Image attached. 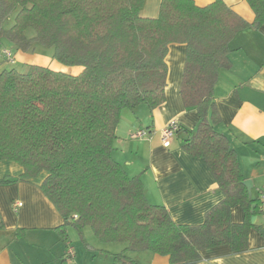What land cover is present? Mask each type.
<instances>
[{"label": "trees", "instance_id": "1", "mask_svg": "<svg viewBox=\"0 0 264 264\" xmlns=\"http://www.w3.org/2000/svg\"><path fill=\"white\" fill-rule=\"evenodd\" d=\"M144 2L0 0V44L22 52L51 48L62 65L82 67L78 74L41 64L0 68V162L23 168L0 185L46 172L40 188L63 217L56 228L61 238L69 241L67 227L74 226L84 246L95 251L84 234L88 226L101 242L126 243L113 254V264H141L127 251L168 256L169 264H200L201 250L220 245L244 252L259 198L243 183L231 141L215 128L221 116L214 89L220 69L231 67L235 35L264 26V0H247L252 23L223 0L206 6L161 0L153 18L141 16ZM10 16L14 21L6 26ZM172 43L186 45L180 93L183 105L199 116L183 148L204 158L224 194L196 226L179 224L167 207L149 203L140 178L130 177L112 156L122 111L140 104L152 110L165 102ZM236 205L245 210L242 223L231 220Z\"/></svg>", "mask_w": 264, "mask_h": 264}, {"label": "crops", "instance_id": "2", "mask_svg": "<svg viewBox=\"0 0 264 264\" xmlns=\"http://www.w3.org/2000/svg\"><path fill=\"white\" fill-rule=\"evenodd\" d=\"M193 1L206 6L215 0ZM223 1L246 21H254L255 13L247 0ZM160 3L161 0H145L141 16L157 17ZM8 20L6 26L11 25ZM229 46L231 67L220 69L214 89L221 116L215 128L231 141L245 180L253 181L252 196L258 197L264 189V26L240 30ZM7 49L12 53L10 58L5 54ZM185 57V44H170L165 59V102L152 110L140 104L133 110L122 111L112 156L130 177L140 178L149 203L167 207L179 224L196 226L204 223L206 213L224 199V194L204 158L191 155L182 145L188 131H195L199 122L196 109L186 108L181 98ZM33 58L14 51L6 42L0 44L1 69L20 60L73 74L82 70L80 66L67 67L58 61L33 62ZM174 120L181 129L171 145L165 147L162 130ZM140 130H146L148 135L135 136ZM22 173L18 163L0 162V179L19 177ZM46 176L42 172L32 179L0 185V212L5 225L0 229V264H113V254L125 250L126 243H104L84 231L96 250L83 245V251L77 248L72 226L67 227L69 241L61 238L56 228L63 224V217L40 188ZM16 202H22L18 209L14 208ZM245 216L242 206L231 209L232 222L242 223ZM256 216V226L249 230L248 250L233 253L229 245L206 248L200 251V264H264V233L259 229H264V219L260 212ZM127 254L140 260L148 257V264H169L168 256L147 250Z\"/></svg>", "mask_w": 264, "mask_h": 264}, {"label": "rangeland", "instance_id": "3", "mask_svg": "<svg viewBox=\"0 0 264 264\" xmlns=\"http://www.w3.org/2000/svg\"><path fill=\"white\" fill-rule=\"evenodd\" d=\"M8 19H9L7 21L8 24H12L13 21H14V17L13 16H10ZM51 50H52L51 48L39 47L34 52H29L28 51V52H25V53H27L29 56L30 55L31 56H34V58L32 59L33 62H35V61L37 62V60H39L40 62H42L44 64H50L51 62L57 61L56 59H54L52 57V55H51L52 54V51ZM36 57H38V58H36ZM28 65L29 64H25V63L21 62L20 60H15V62L13 64H11V63L8 64L6 66V68H8V69L17 68L18 70H24L25 68H27ZM72 227L74 228V230H73V232H74L73 237H74V241L76 242L77 248L80 249V250L81 249L83 250V245L84 244L82 243V240H81V237L79 235V232H78V230L74 226H72ZM84 231H86V233L88 231V233H91L93 236H95L93 230L90 227H86V230L84 228ZM142 251L143 250H140V252H142ZM132 252H137V251H132ZM136 260L140 261L141 264H148L147 263L148 257H144L143 256V257H141V260L140 259H136Z\"/></svg>", "mask_w": 264, "mask_h": 264}, {"label": "built area", "instance_id": "4", "mask_svg": "<svg viewBox=\"0 0 264 264\" xmlns=\"http://www.w3.org/2000/svg\"><path fill=\"white\" fill-rule=\"evenodd\" d=\"M5 54L8 58L12 57V53L10 50H5ZM181 125L178 121L174 120L171 121L163 130H162V142L165 147H169L171 145V142L177 132L179 131ZM148 135V132L146 130H140L135 136L139 137H145ZM258 207L260 214L262 215L264 219V189L260 191V195L258 196ZM22 206V202H16L14 205L15 209H18V207Z\"/></svg>", "mask_w": 264, "mask_h": 264}, {"label": "water", "instance_id": "5", "mask_svg": "<svg viewBox=\"0 0 264 264\" xmlns=\"http://www.w3.org/2000/svg\"><path fill=\"white\" fill-rule=\"evenodd\" d=\"M243 183L246 186L249 194L252 195L253 181L251 179H246V180H244ZM255 208H256V204H253V206H252V212L253 213H254ZM256 219H257V216L253 215L252 218H251L252 224L255 223Z\"/></svg>", "mask_w": 264, "mask_h": 264}]
</instances>
